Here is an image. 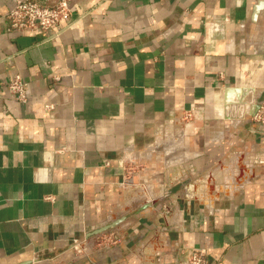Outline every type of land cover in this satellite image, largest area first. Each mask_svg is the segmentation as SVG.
I'll list each match as a JSON object with an SVG mask.
<instances>
[{"label": "crops", "instance_id": "obj_1", "mask_svg": "<svg viewBox=\"0 0 264 264\" xmlns=\"http://www.w3.org/2000/svg\"><path fill=\"white\" fill-rule=\"evenodd\" d=\"M14 2L0 0V264H93L72 245L110 233L130 244L97 264L193 247L264 264V0H83L46 34L7 31ZM17 73L25 104L7 88ZM219 178L208 202L179 196Z\"/></svg>", "mask_w": 264, "mask_h": 264}, {"label": "built area", "instance_id": "obj_2", "mask_svg": "<svg viewBox=\"0 0 264 264\" xmlns=\"http://www.w3.org/2000/svg\"><path fill=\"white\" fill-rule=\"evenodd\" d=\"M82 2L83 0H15L13 7L2 19L9 32L46 34L62 24L70 25L72 23V12L80 8ZM7 88L17 101L24 104L28 102L29 84L20 74L17 73L13 76ZM44 109L45 115L48 117H54L57 113V108L53 104H47ZM254 121L264 126V109L254 116ZM80 245L82 244L74 242L71 250H76ZM158 262H161L160 255L158 256ZM173 264L217 263L210 260L206 249L193 247L188 250H181L176 255Z\"/></svg>", "mask_w": 264, "mask_h": 264}, {"label": "rangeland", "instance_id": "obj_3", "mask_svg": "<svg viewBox=\"0 0 264 264\" xmlns=\"http://www.w3.org/2000/svg\"><path fill=\"white\" fill-rule=\"evenodd\" d=\"M227 165L231 166L228 163H227ZM219 166L220 165H218L216 168H218ZM216 168H214V169H216ZM191 181L190 182L188 181V184H187L188 185L187 187L189 189L188 192L183 191V193L181 195L179 194V196H180V198L182 196L183 200L184 201L186 200V202L188 200H191L193 204H198L200 202L203 203V202L210 201V198H212V196L210 197L208 194H206V192H209L211 190L212 194H213L214 190L221 189V187H223V185H224L225 179L219 178L213 184H206V181L204 179L191 180ZM143 188L144 189H142V195L144 197L152 198V195L153 196L157 195L159 192L154 187L148 188V190L145 187H143ZM174 188L178 189V191L182 190V186L174 187ZM174 188L172 190H170V188H168L162 194L163 198H162L161 203L164 204L163 208H164V213H166V214H167V212H165V206L168 207L166 210L170 211L171 204H169V203H171L174 200V198H172V192H173V190H175ZM221 190L223 191L224 189H221ZM167 193L169 195H166ZM197 198H198V200H197ZM184 201H182V202H184ZM171 213L172 212H170V214H168V215H171ZM145 219L151 220L149 216L146 218L144 217V220ZM126 236L124 233H121L120 236L118 234H115V233H110V234L98 237L95 240H91L89 243H84V244L80 245L76 250L72 251L71 254H73L72 256L75 259V262H78V263L87 262L88 263L90 260L93 264H97V260L99 258V255H101L104 250L112 251L115 248H119V246L121 244H126V246H129L130 243H128L129 241H128ZM56 264H59V262Z\"/></svg>", "mask_w": 264, "mask_h": 264}, {"label": "bare ground", "instance_id": "obj_4", "mask_svg": "<svg viewBox=\"0 0 264 264\" xmlns=\"http://www.w3.org/2000/svg\"><path fill=\"white\" fill-rule=\"evenodd\" d=\"M234 163H236V165L239 166V167L242 166V165H241V161H240V157H239ZM218 169H219V171H218V173H217V176L220 175V173L222 174V173H224V172H227V173H228V176H230L231 174L233 175V172L230 170V168L227 167L226 164H222V165H220V167H218ZM241 170H242V169H241ZM241 170H240V172H239V177L236 178V179H235V178H232V179L230 180V182H231V181H232V182H233V181H234V182H235V181H238V180L241 178V176H242V171H243L244 169H243L242 171H241ZM214 177H215V176L212 174V175H211V179L214 178ZM232 177H233V176H232ZM225 184H226V183H225ZM227 187H228V186H227ZM212 202H213V201H212ZM208 204H209V203H208Z\"/></svg>", "mask_w": 264, "mask_h": 264}, {"label": "water", "instance_id": "obj_5", "mask_svg": "<svg viewBox=\"0 0 264 264\" xmlns=\"http://www.w3.org/2000/svg\"><path fill=\"white\" fill-rule=\"evenodd\" d=\"M179 138H180V136L176 137L175 139H176V140H178ZM171 141H173V140H171ZM167 143H170V141H169V142H167ZM148 205L150 206V205H152V204H151V203H149ZM99 232H100V231H98V232H96V233L98 234ZM101 232H102V231H101Z\"/></svg>", "mask_w": 264, "mask_h": 264}]
</instances>
